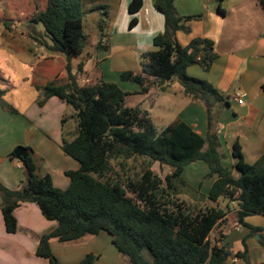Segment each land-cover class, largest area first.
<instances>
[{
    "label": "trees",
    "instance_id": "16d2710c",
    "mask_svg": "<svg viewBox=\"0 0 264 264\" xmlns=\"http://www.w3.org/2000/svg\"><path fill=\"white\" fill-rule=\"evenodd\" d=\"M82 1L46 0L45 8L34 17V22L43 26L51 49L65 56L67 73L65 82L58 83L55 78L36 86L42 92L38 105L43 106L54 96L74 109L77 135L69 140L63 138L61 149L79 167L66 171L70 178L66 188L57 187L50 174H40L33 151L25 147V180L20 187L9 189L0 182V210L6 231L17 230L14 209L23 202H34L45 218L57 222L39 237L35 251L49 264H60L50 247L52 239L70 242L100 232L110 236L112 245L129 264H226L230 250L210 240L212 229L226 213L217 205L218 199L237 202L236 220L249 227V234L261 231L246 224L244 218L264 215V148L253 163H247L241 146L235 142L231 150L233 166L222 161L224 154L213 121L217 110L228 105L229 100L210 82L186 73L192 64L209 70L217 56L213 42L195 37L182 46L176 38L177 31L188 32L186 23L200 16L179 15L174 0H154V8L164 16V30L152 39L155 49L141 55L140 72L124 70L118 77L137 84L140 93L147 92L151 85L162 86L176 78L186 95L204 103L208 122L205 136L179 118L158 130L147 111L126 105L127 92L115 81L102 77L78 83L70 61L82 54L85 46ZM258 4L264 13V0H258ZM142 5L143 0L129 1L130 28L137 23L133 14ZM103 13L107 14L106 9ZM105 23L103 18L97 22L101 35ZM99 47L107 49L106 45ZM77 69L82 70V63ZM261 90L264 91V82ZM5 93L0 89V105L5 103ZM64 120L65 117L61 122ZM136 156L166 165L171 171L164 179L150 167L139 177H124L118 166L124 167V161ZM8 157L15 158L13 152ZM197 161L208 165L209 177L216 175L207 195L201 194L206 204L184 199L178 192L177 183L193 192L182 173L187 165ZM233 169L238 172L237 177L232 174ZM110 175L115 176L113 181L103 179ZM242 242L244 250L237 252L236 257L245 259V237ZM260 243L264 247L263 236ZM93 257L88 253L78 264H93Z\"/></svg>",
    "mask_w": 264,
    "mask_h": 264
},
{
    "label": "crops",
    "instance_id": "0c3cea01",
    "mask_svg": "<svg viewBox=\"0 0 264 264\" xmlns=\"http://www.w3.org/2000/svg\"><path fill=\"white\" fill-rule=\"evenodd\" d=\"M129 1H126V8ZM152 3L154 10H151V15L150 13L145 14L143 10L145 0H143L142 7L133 14L137 18V23L133 27L140 21L139 14L146 16V41L148 40V43L145 46H136L137 49L131 51L135 64L132 67H122L126 69H120L117 73L124 70L140 72L141 55L153 50L150 38L164 30V16L154 8V0ZM174 6L181 16H200L186 23L190 27L188 32L182 30L176 32L178 42L185 46L195 37H205L213 42L214 52L217 54L209 70L205 71L199 64H192L187 67L186 73L191 77L210 82L229 100L228 105L217 110L213 121V130L219 137L224 154L222 159L224 165L232 167L234 164L235 160L231 150L235 142L241 146L244 160L247 163H253L264 148V91L261 90V84L264 82V13L258 0H174ZM200 8H203V11H198ZM128 15L131 19L132 15L129 12ZM103 34L106 35V46L109 49L107 22ZM120 48L123 46L112 47V53L103 57L100 53L102 49L98 46L94 50L95 55L83 51L78 57L72 58L71 62L76 64L77 68L78 64L82 63V70H79L77 75L78 83L82 85L89 80L107 78L108 69L103 64L99 65L98 62L100 58L106 61L109 57L110 70L115 71L117 62H112L115 53L121 50V53L129 54ZM73 70L72 66V74H74ZM123 90L127 92L126 105L138 106L147 111L154 125L156 121L166 122L163 127L165 128L173 120L179 118L192 127L197 134L205 136L208 123L206 107L201 100L186 95L176 78H172L162 86L151 85L145 93L139 92L138 85L137 87H124ZM237 92L243 95L241 104L235 101L234 94ZM56 99L60 105H67L53 96L47 99L43 106H38L45 109ZM163 108L164 111L169 112L164 116H170L166 121L160 113ZM15 114L25 119L18 126L17 136H14L15 132L11 130L13 129L12 124L0 122V182L9 189H17L25 180L22 161L8 157L17 146H23L31 148L33 156L41 162V164L38 163L40 174H50L55 186L66 188L70 182L66 171L78 169L79 164L77 161L72 162L71 157L68 158L69 156L61 149L63 138L72 139V137L67 138L63 135L64 124L59 121L61 122L60 128L56 126L52 130L54 135L44 133L43 135L40 132L43 127L34 123L26 111L16 110ZM38 133L42 137L36 140L38 147H35L34 138L38 136ZM54 159L59 162L53 163L51 167L42 166L43 161H54ZM198 162L202 161L191 164ZM202 167L200 176H197L196 171L191 170L186 173L184 169L182 179L193 192L197 191L206 196L216 175L210 176L207 183L200 181V178L209 172L206 163L202 164ZM232 174L235 177L239 175L235 169L232 170ZM203 201L205 204L208 203L206 199ZM217 205L225 208L226 213L212 229L210 240L230 250L231 256L227 258L226 264H264V247L260 243L261 236L264 237V215L253 214L244 218V222L249 226L261 228L259 233L249 234V227L236 220L238 210L236 201L218 199ZM13 213L17 220V230L14 233H8L0 210V264H49L48 259L37 256L35 251L39 237L53 229L57 222L45 218L34 202L21 203ZM102 233L104 232L84 236L70 242H59L52 239L50 247L60 264H78L88 253L96 254L97 260H100L103 255L98 248L101 239H104ZM244 237L245 259L236 257L237 252L244 250L242 242ZM108 239L111 241L110 236ZM107 251L110 256L113 255L111 248Z\"/></svg>",
    "mask_w": 264,
    "mask_h": 264
},
{
    "label": "rangeland",
    "instance_id": "374dc122",
    "mask_svg": "<svg viewBox=\"0 0 264 264\" xmlns=\"http://www.w3.org/2000/svg\"><path fill=\"white\" fill-rule=\"evenodd\" d=\"M126 1L83 0L81 5L83 31L86 36L84 53L88 52L90 55H95V48L104 43L107 45L106 35H101L97 27V22L101 18L107 22L110 44L107 51H100L102 56L104 57L106 54L110 55L112 47L116 45H122L123 48L120 49L129 53L123 54L121 50L115 53L112 59V62H117L115 71L110 70L111 61L109 57H107L106 61L104 58H100L98 62L99 65L103 64L108 69L107 73L109 76L106 77L111 81H115L123 88L137 87V85L120 81L117 72L120 69H126L122 67H132L135 64V59L131 55V51L137 49L136 46H145L148 43V40L146 41V16L139 14L140 21L135 27L130 28V17L126 8ZM45 4L46 0H0V89L6 90L3 96L5 103L1 100L2 105H0V122L12 124L13 129L11 130L15 132L14 136H17L18 126L25 119L23 116L15 114L12 110L26 111L30 119L34 120V123L43 127L40 132L51 136L54 135L52 130L56 126L60 128L61 122L59 121H61L63 116L65 117L62 127L63 135L67 138H73L77 135V123L71 116L74 114V109L71 105H60V102L56 99V101L54 100L52 103H49L45 109L38 106V101L42 98V92L36 86H43L55 78L58 80V83L65 82L67 79L65 56L51 49V42L43 26L40 23L34 22V17L45 8ZM104 9H106V15L103 13ZM152 9V0H145L143 8L145 14L150 13L151 15ZM197 9H199L198 5ZM198 11H203V8H200ZM148 17L150 16L148 15ZM102 37L105 38L104 42ZM152 39L153 37L150 38V42ZM153 49H155L154 46ZM70 64L71 68L72 66L74 67L73 71L77 76L78 69L75 66L76 64H73L71 61ZM164 110L163 108L160 113L166 121L170 116H164L169 113ZM165 125L166 122L156 121L155 123L158 130H161ZM41 137L40 133H38V136L34 138L35 147H38L36 140ZM70 160L75 162L72 158ZM58 162L56 159L54 161H43L42 166L51 167L53 163L57 164ZM38 163L41 164V162ZM202 164L205 163L198 162L187 165L185 167L186 173L192 170L196 171L197 176H200L203 168ZM147 167H150L162 179L171 171L166 165H160L157 162L153 163L149 159L139 156L124 161V167L118 166L117 169L115 165V169L120 170V174L124 177L127 175L139 177ZM106 178L109 181H113L115 176L110 175V177H104L103 179ZM200 179V181L207 183L210 177L203 175ZM177 185L178 192L182 198H186L187 200L192 199L191 201L193 202L205 200L204 196L200 193L191 192L178 183ZM102 234L104 239H101L98 249L103 257L97 260V255H93V263L129 264L125 257L113 247L110 239H108L109 235L106 232ZM108 248H111L112 256L107 251ZM144 255L149 260L147 252H144Z\"/></svg>",
    "mask_w": 264,
    "mask_h": 264
},
{
    "label": "water",
    "instance_id": "95a60500",
    "mask_svg": "<svg viewBox=\"0 0 264 264\" xmlns=\"http://www.w3.org/2000/svg\"><path fill=\"white\" fill-rule=\"evenodd\" d=\"M13 154H14V156H15L16 159L22 161V160H24L27 157L28 152H27V150H26L25 147H23V146H17L14 149Z\"/></svg>",
    "mask_w": 264,
    "mask_h": 264
},
{
    "label": "built area",
    "instance_id": "2783aa9c",
    "mask_svg": "<svg viewBox=\"0 0 264 264\" xmlns=\"http://www.w3.org/2000/svg\"><path fill=\"white\" fill-rule=\"evenodd\" d=\"M105 38H103V42L105 41L104 40ZM102 45H105V43L104 44H102ZM234 97H235V101L238 103V104H241L242 102H243V95L241 94V93H235L234 94Z\"/></svg>",
    "mask_w": 264,
    "mask_h": 264
}]
</instances>
